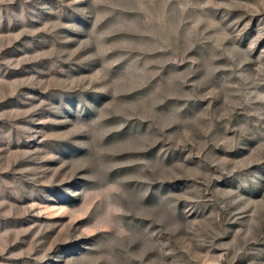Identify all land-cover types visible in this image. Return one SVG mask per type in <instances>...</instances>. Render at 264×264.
Returning a JSON list of instances; mask_svg holds the SVG:
<instances>
[{"label": "rangeland", "instance_id": "obj_1", "mask_svg": "<svg viewBox=\"0 0 264 264\" xmlns=\"http://www.w3.org/2000/svg\"><path fill=\"white\" fill-rule=\"evenodd\" d=\"M0 264H264V0H0Z\"/></svg>", "mask_w": 264, "mask_h": 264}]
</instances>
